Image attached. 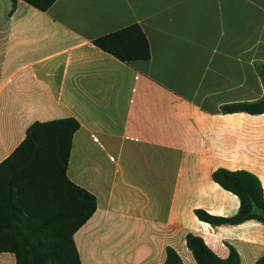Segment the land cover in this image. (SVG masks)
<instances>
[{
  "label": "crops",
  "instance_id": "0c3cea01",
  "mask_svg": "<svg viewBox=\"0 0 264 264\" xmlns=\"http://www.w3.org/2000/svg\"><path fill=\"white\" fill-rule=\"evenodd\" d=\"M133 25L148 61L93 44ZM263 78L264 0H58L46 12L0 0V165L34 123L75 119L67 174L98 202L74 235L82 264H163L167 247L196 264L189 234L258 264L264 221L215 226L196 211L239 212L218 170L255 176L264 194V114L222 110L264 100Z\"/></svg>",
  "mask_w": 264,
  "mask_h": 264
},
{
  "label": "trees",
  "instance_id": "16d2710c",
  "mask_svg": "<svg viewBox=\"0 0 264 264\" xmlns=\"http://www.w3.org/2000/svg\"><path fill=\"white\" fill-rule=\"evenodd\" d=\"M22 1L46 12L58 0ZM93 44L128 64L151 58L149 41L139 25L98 38ZM222 110L226 114L261 115L264 100L224 106ZM79 129L75 119L36 122L28 128L21 145L0 165V253L15 255L17 264H82L74 235L94 216L98 202L67 174ZM213 179L239 198L240 209L232 218L198 210L200 221L215 226L264 221V194L255 176L218 170ZM186 245L196 264H241L233 248L227 259H221L198 236L187 235ZM163 264L184 262L175 249L167 247ZM258 264H264V259Z\"/></svg>",
  "mask_w": 264,
  "mask_h": 264
}]
</instances>
